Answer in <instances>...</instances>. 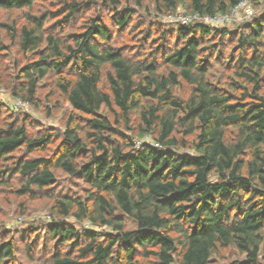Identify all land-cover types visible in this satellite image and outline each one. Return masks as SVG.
Instances as JSON below:
<instances>
[{"label":"trees","instance_id":"1","mask_svg":"<svg viewBox=\"0 0 264 264\" xmlns=\"http://www.w3.org/2000/svg\"><path fill=\"white\" fill-rule=\"evenodd\" d=\"M38 1L0 0L1 10L25 11L19 27L0 21L25 57L5 87L39 107L40 82L54 76L85 122L69 113L63 130L31 133L28 116L0 102L1 183L18 175L17 193L51 200L47 222L3 232L0 264H208L217 247L243 255L231 264H264V16L235 33L227 64L233 78L223 89L208 77L222 51L206 39L233 40L225 27L146 23L148 38L160 36L146 58L117 43L115 31L132 20L128 2L119 10V0H108V24L93 9L97 0H61L59 12L36 15ZM240 1L155 0V6L165 14L182 3L192 15L213 18ZM91 8L81 29L62 37L64 26ZM181 82L191 87L185 98L174 92ZM228 128L235 129L230 139ZM55 140L51 154L36 156ZM58 172L77 189L56 191ZM18 236L27 239L28 263L19 256Z\"/></svg>","mask_w":264,"mask_h":264},{"label":"rangeland","instance_id":"2","mask_svg":"<svg viewBox=\"0 0 264 264\" xmlns=\"http://www.w3.org/2000/svg\"><path fill=\"white\" fill-rule=\"evenodd\" d=\"M120 4L118 9L124 10L126 8V2L133 8L132 20L127 24V26L123 29V31L116 33L118 36L117 43L122 45L124 51L133 52L135 55L142 54L144 57L149 58L151 55V48L158 46V40L160 36L156 32H152L151 36L148 38L149 34L146 32L149 31L150 27L153 25L169 27L171 25H177L181 23L182 19L187 18L188 15H191L187 12L183 4L179 3L178 6L173 11H169L165 14L158 13L155 0H142L141 6L136 7L134 4V0H119ZM242 4L232 13L220 22L214 21H205L200 18H191L188 19V23L190 21L193 22H203L206 25L215 28L225 27L230 33L234 34L233 40L227 38L226 36L218 41L217 37L212 36L206 39V45H212V49H218L222 51L221 54H218L215 61L212 63L211 72L209 73V80L217 83L223 89L226 84L232 81L233 71L230 66L227 64H232L233 62V54L236 50L235 45V33L239 30L241 25L249 20L252 17H256L259 15L264 16V0H241ZM105 4V6L103 5ZM62 5L61 0H39L35 7L33 8V12L36 15L43 13H57L60 10ZM95 7L93 8L96 12L98 9L100 10V14L102 18L106 20V22L110 23V13L112 8L108 5V0H97L95 2ZM146 8V10H144ZM93 9L83 10L73 22H71L68 26H64L62 37L66 40L69 39L71 34L79 31L83 26L84 20L93 14ZM32 12V13H33ZM25 11L23 10H1L0 9V21L11 23L13 21L16 22V25L19 27L21 24L25 23L24 19ZM193 17V16H192ZM220 20V18L218 19ZM145 22V23H144ZM146 23H150L152 26L146 25ZM157 23H160L157 24ZM187 23V24H188ZM49 25H53L51 22L46 24V28ZM181 25V24H180ZM170 28H173L172 26ZM153 30V29H152ZM119 34V35H118ZM0 45L3 46V49L0 50V102L5 106L12 107L17 110V112H21L22 114H26L31 123L30 132L36 133L40 131L41 127H51L63 130L64 123L66 121V117L68 114L73 113L76 118L77 123L84 124L85 116L83 114H79L71 108L69 103L67 102L64 95H62L54 85V76L48 77L46 80H42L40 82L39 88V107H34L32 104H27L24 102H20L13 96L9 95L5 87V83L8 84L11 82L13 75L15 74L16 64H21L25 57L19 52L16 41L8 37L7 33L0 29ZM145 37L148 38L145 43ZM264 42V40H263ZM261 53L264 56V43L261 46ZM29 56V55H28ZM229 59V61H227ZM217 62V63H216ZM160 71H165L164 69H160ZM104 88V87H103ZM190 85L181 82L180 85H177L174 88L175 94L180 98H185L190 90ZM241 88V87H240ZM239 88V89H240ZM237 93H239L237 91ZM49 109V111H47ZM102 110L100 113H104ZM48 114V115H47ZM132 126L136 125L138 122V112L132 113ZM85 128L83 125L82 129ZM235 133L234 128L226 129V137L228 139L232 138ZM149 143H152V139L150 137L145 138ZM58 144V140L54 142L53 146L50 148L39 151L36 153V156H48L54 151L55 146ZM177 154H182V151L175 150ZM21 152L14 153V156L21 155ZM58 175V184L56 191H64L67 189L76 188V186L69 181L67 176L57 173ZM7 180V179H6ZM22 180L18 175H14L12 178L8 179L5 184L1 183L0 179V239L3 232H12L20 233L22 229L31 226V223L39 224V221H46L48 219V208L51 203V200L44 196V193H38V197L32 200L28 193L19 194L17 193L21 187ZM38 227V226H37ZM40 227V226H39ZM39 233V228L37 229ZM19 238V236H18ZM27 241V239L19 238V256L24 260V263H28L26 261V255L23 252V245ZM41 240L39 241V244ZM39 247H41L39 245ZM45 252V251H44ZM34 255V251H32ZM236 261H244L243 255L239 254L232 247H217L213 255L211 256L208 264H231Z\"/></svg>","mask_w":264,"mask_h":264},{"label":"built area","instance_id":"3","mask_svg":"<svg viewBox=\"0 0 264 264\" xmlns=\"http://www.w3.org/2000/svg\"><path fill=\"white\" fill-rule=\"evenodd\" d=\"M242 4V1H240V3H238L233 9H231L228 13H225V14H221V15H217L216 17H213V18H210V17H201L199 15H191V18H200V19H204L205 21H216V22H220L223 21V20H226L225 18L230 14V12L232 11V13H234V11ZM193 16V17H192ZM190 18V15L187 16V18L185 17V19H182L181 20V25H185L187 24L188 22V19L191 20ZM220 18V20H218ZM21 102V101H20Z\"/></svg>","mask_w":264,"mask_h":264}]
</instances>
